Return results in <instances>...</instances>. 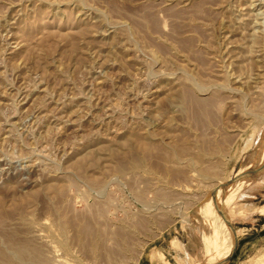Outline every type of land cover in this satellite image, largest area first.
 <instances>
[{"label":"rangeland","instance_id":"374dc122","mask_svg":"<svg viewBox=\"0 0 264 264\" xmlns=\"http://www.w3.org/2000/svg\"><path fill=\"white\" fill-rule=\"evenodd\" d=\"M263 142L264 0H0V264H264Z\"/></svg>","mask_w":264,"mask_h":264},{"label":"crops","instance_id":"0c3cea01","mask_svg":"<svg viewBox=\"0 0 264 264\" xmlns=\"http://www.w3.org/2000/svg\"><path fill=\"white\" fill-rule=\"evenodd\" d=\"M148 263L147 264H153L154 261L159 260L161 261L163 264H172L173 261H176V256H174L173 252H153V254H151V256L147 259Z\"/></svg>","mask_w":264,"mask_h":264},{"label":"water","instance_id":"95a60500","mask_svg":"<svg viewBox=\"0 0 264 264\" xmlns=\"http://www.w3.org/2000/svg\"><path fill=\"white\" fill-rule=\"evenodd\" d=\"M252 172V170L248 171L247 173L243 174V176L239 177L238 179L234 180L233 182H230L226 185H224L223 187L215 190L214 192H212V198H216L218 197L222 192L226 191L227 189H229V187H231L232 185H235L237 183H239L245 176L250 175ZM228 261V258L216 263V264H225Z\"/></svg>","mask_w":264,"mask_h":264},{"label":"bare ground","instance_id":"6f19581e","mask_svg":"<svg viewBox=\"0 0 264 264\" xmlns=\"http://www.w3.org/2000/svg\"><path fill=\"white\" fill-rule=\"evenodd\" d=\"M263 143H264V142H263ZM263 143L261 144L262 147H263ZM252 194H253V193H252ZM241 195H242V194H241ZM208 200H209V199H208ZM249 211H250V210H249ZM209 227H210V226H209ZM206 238H207V237H206ZM210 240L213 242V245H214V247H213V245L211 244L210 247H211V246L213 247L212 250H213V252H215V261H216V263H218L219 261H218V258H217V257L219 256V250L217 249V247H215V246L218 245V244H217L215 241H213V239H210ZM210 240H209V241H210ZM207 241H208V240H207ZM211 241H210V243H211ZM206 243H208V242H206ZM208 244H209V243H208ZM208 244H207V245H208ZM207 247H208V246H207ZM208 248H209V247H208ZM208 248H207V249H208ZM209 249H210V248H209ZM217 255H218V256H217ZM219 258H220V257H219ZM222 259H223V258H222ZM222 259H221V260H222Z\"/></svg>","mask_w":264,"mask_h":264}]
</instances>
